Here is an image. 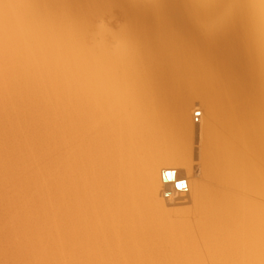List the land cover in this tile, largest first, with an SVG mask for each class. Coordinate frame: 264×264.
Listing matches in <instances>:
<instances>
[{
    "label": "bare ground",
    "instance_id": "bare-ground-1",
    "mask_svg": "<svg viewBox=\"0 0 264 264\" xmlns=\"http://www.w3.org/2000/svg\"><path fill=\"white\" fill-rule=\"evenodd\" d=\"M0 264H264V0H0Z\"/></svg>",
    "mask_w": 264,
    "mask_h": 264
},
{
    "label": "rangeland",
    "instance_id": "rangeland-1",
    "mask_svg": "<svg viewBox=\"0 0 264 264\" xmlns=\"http://www.w3.org/2000/svg\"><path fill=\"white\" fill-rule=\"evenodd\" d=\"M113 7L115 8L114 10H113ZM117 9H118V7L116 8L115 6H112V7H111V11H112L113 14L110 12V14H109L108 17L106 18V20H109V21H111V22H113V23H116V24L119 23V22L121 23V18H122V17H121V13L118 12V11H120V10H119V9L117 10ZM118 13H119L120 15H119ZM111 15H112V16H111ZM119 17H120V18H119ZM181 202H182V203H181ZM180 203H181L182 205H180ZM183 203H184V201H180V202H177L175 205H172V208H171V206H170V207H169V213H170V212L172 213V212L174 211V212L172 213L173 216H176V213H177V216H184V215L189 214L188 211H192L191 209L193 208V206H192V208H191V206H190V205H192V204H190V203H186V204H185V203H184L185 206H186V207H185ZM178 204H179V205H178ZM183 206H184V207H183ZM188 206H190V207H188ZM181 208H182L184 211H182ZM171 209H172L173 211H172ZM174 209H175V210H176V209H179V210L181 209V210H180V213H179V210H178V212H177V210H176V212H175ZM186 209H187L188 211H187ZM181 212H182V213H181ZM183 212H184V213H183ZM171 213H170V215L172 216ZM186 213H187V214H186ZM182 214H183V215H182Z\"/></svg>",
    "mask_w": 264,
    "mask_h": 264
},
{
    "label": "water",
    "instance_id": "water-1",
    "mask_svg": "<svg viewBox=\"0 0 264 264\" xmlns=\"http://www.w3.org/2000/svg\"><path fill=\"white\" fill-rule=\"evenodd\" d=\"M174 177H175V172H165L163 174V180L165 182L174 180ZM183 185H185L184 181H179V182L175 183L176 188L179 189V190L185 188Z\"/></svg>",
    "mask_w": 264,
    "mask_h": 264
},
{
    "label": "snow or ice",
    "instance_id": "snow-or-ice-1",
    "mask_svg": "<svg viewBox=\"0 0 264 264\" xmlns=\"http://www.w3.org/2000/svg\"><path fill=\"white\" fill-rule=\"evenodd\" d=\"M184 187H187V185H183Z\"/></svg>",
    "mask_w": 264,
    "mask_h": 264
}]
</instances>
